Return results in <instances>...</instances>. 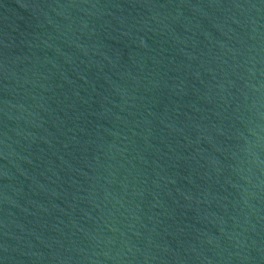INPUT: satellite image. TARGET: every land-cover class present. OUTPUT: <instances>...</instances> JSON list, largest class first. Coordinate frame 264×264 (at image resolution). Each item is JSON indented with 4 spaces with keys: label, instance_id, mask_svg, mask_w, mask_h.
Listing matches in <instances>:
<instances>
[{
    "label": "water",
    "instance_id": "1",
    "mask_svg": "<svg viewBox=\"0 0 264 264\" xmlns=\"http://www.w3.org/2000/svg\"><path fill=\"white\" fill-rule=\"evenodd\" d=\"M0 264H264V0H0Z\"/></svg>",
    "mask_w": 264,
    "mask_h": 264
}]
</instances>
